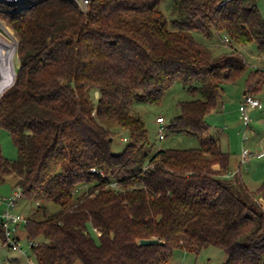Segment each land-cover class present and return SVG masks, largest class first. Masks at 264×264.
I'll list each match as a JSON object with an SVG mask.
<instances>
[{
  "label": "trees",
  "instance_id": "trees-1",
  "mask_svg": "<svg viewBox=\"0 0 264 264\" xmlns=\"http://www.w3.org/2000/svg\"><path fill=\"white\" fill-rule=\"evenodd\" d=\"M161 1L90 0L86 9L72 0L0 1L18 39L14 80L0 92V126L17 155L0 148V185L14 176L25 197L58 205L37 203L23 224L38 264H157L175 248L209 245L226 253L221 264H264V208L253 199L264 196V180L237 192L223 179L229 153L204 135L222 83L246 68L236 46L255 41L264 53V13L253 0H172L167 18ZM193 31L226 36L232 51L214 57ZM178 80L198 81L189 90L202 96L180 101L167 128L199 145L153 151L132 104L158 103ZM262 84L258 67L245 94ZM112 124L128 134L117 153ZM98 170L122 190L105 188Z\"/></svg>",
  "mask_w": 264,
  "mask_h": 264
},
{
  "label": "rangeland",
  "instance_id": "rangeland-1",
  "mask_svg": "<svg viewBox=\"0 0 264 264\" xmlns=\"http://www.w3.org/2000/svg\"><path fill=\"white\" fill-rule=\"evenodd\" d=\"M31 1L32 0H26V3ZM253 1L256 2L259 11L263 14L264 0ZM171 4L172 0H162L160 3V9L164 12L167 18L172 17ZM192 34L198 41L209 46L214 57L217 54L223 52L229 53L232 51L233 47L228 41L224 40L221 34H214L210 39H207L201 33L196 31H193ZM0 37H3L13 46V51L10 56L13 68L8 67L7 58H5L7 56L6 53L9 50L8 47L2 48L4 52H2L0 58L1 92L4 87L6 88L11 84L15 68L18 66L16 53L18 39L12 27L2 15H0ZM236 51L245 61L246 68L234 81H225L222 83L221 100L218 103V106L206 115L209 128L204 135L217 138L222 149L229 153V164L233 167H231L232 169H229L230 172L234 170L242 150L247 149L249 151V156L246 162L239 163L238 173L240 174L239 177L243 183L246 184L250 190L256 191L264 180V84H262L254 94V96H257L256 98L260 100L262 105L260 108L248 109L249 121L247 124L242 117V112L239 110V105L242 101H240V99L245 90V80L248 75L258 67L264 69V53L258 50L255 41L237 45ZM198 84V81L187 84L178 80L165 91L162 99L158 103L137 100L133 102L131 111L143 120L147 129L148 141L150 142L153 151L159 148H191L199 145L197 136L172 132L167 128L171 117L179 112L178 103L180 101L202 96L199 93H191L189 90L190 85ZM97 96L98 93L95 91L94 97ZM158 116H161L164 119V136L161 138L159 137L158 122L156 120ZM110 127L114 131L110 140V147L113 152L117 153L120 152L128 142V134L116 124H112ZM123 137L126 139H123ZM0 148L2 154L9 159H14L17 155V150L10 134L1 126ZM236 176L237 175H232L231 178L234 179ZM14 179V176H8L7 181L0 185V196H5L12 192L14 189L12 184ZM82 187H79L77 192H79ZM233 187L237 192H240L235 187V184ZM253 199L264 208V196L255 194ZM37 203L44 204L48 211H53L58 207V205L53 202L45 201L40 195L32 198H27L22 195L16 201L15 211L24 216H29L36 209ZM1 211L2 205H0V213ZM91 233L96 237V232H94V230H91ZM18 234L19 243L22 246L23 251L26 252L27 256H30L29 241L25 236L23 225L19 227ZM14 257H17V259H13ZM225 257L226 253L219 247L213 245L203 247L197 253L186 251L181 248H175L166 263L157 264H221L224 262ZM0 264H27V260L16 250L7 246L0 238ZM75 264L80 263L76 262Z\"/></svg>",
  "mask_w": 264,
  "mask_h": 264
},
{
  "label": "built area",
  "instance_id": "built-area-1",
  "mask_svg": "<svg viewBox=\"0 0 264 264\" xmlns=\"http://www.w3.org/2000/svg\"><path fill=\"white\" fill-rule=\"evenodd\" d=\"M2 2L7 3H16L20 2L22 0H0ZM74 1L80 8L86 9V7L89 4L90 0H72ZM225 2V0L222 1V3ZM224 40L228 41V38L224 36ZM261 102L258 98L251 94H245L243 96V99L241 101V104L239 105V110L242 112V117L247 124L249 121L248 116V109L250 108H260ZM158 122V132L159 137L164 136L163 132V122L164 119L161 116H158L156 118ZM123 139H126L123 137ZM249 151L247 149H243L240 154V160L239 163H244L248 159ZM92 171H96L94 167L91 168ZM99 173L103 178H105V188H110L115 191L122 190L121 184L116 180L112 179L111 177H108L103 171L98 170ZM239 171V167L235 168L233 171H227L223 175L224 176H232L236 172ZM22 190L20 187H14L12 192L5 196H0V205H2V211L0 213V222L2 225V231H3V242L9 246L11 249L16 250L20 255H23L26 260L27 264H38L37 260L33 255L27 256L26 252L23 251L22 246L19 243V227L27 222V216H24L20 213H17L15 211V205L18 198L22 196ZM29 241V247L31 245L36 244V241L28 240Z\"/></svg>",
  "mask_w": 264,
  "mask_h": 264
},
{
  "label": "crops",
  "instance_id": "crops-1",
  "mask_svg": "<svg viewBox=\"0 0 264 264\" xmlns=\"http://www.w3.org/2000/svg\"><path fill=\"white\" fill-rule=\"evenodd\" d=\"M245 90L243 91V95L245 94ZM243 95L241 96V99H240V101L242 100V98H243ZM255 97H257V96H255ZM252 109V108H251ZM262 152V151H261ZM239 160H240V157H239ZM239 160H237V164L235 165V167H234V169L235 168H237L238 166H239ZM214 167L215 168H218L219 166H218V164H216V165H214ZM232 167V165H230L229 164V166H228V169H232L231 168ZM239 172V171H238ZM238 172H236L234 175H237L236 177H234V179L233 178H231L232 176H225L223 179L226 181V183H228L231 187H233V185L235 184V187L236 188H238V184H242L243 186H245L246 188H248V186L246 185V184H244L243 183V181L240 179V177H239V173ZM234 188V187H233ZM248 190H250L249 188H248ZM250 191H252V190H250ZM261 199V198H260ZM263 199V198H262ZM13 259H17V257H14ZM225 259H226V257H225ZM225 261V260H224Z\"/></svg>",
  "mask_w": 264,
  "mask_h": 264
},
{
  "label": "bare ground",
  "instance_id": "bare-ground-1",
  "mask_svg": "<svg viewBox=\"0 0 264 264\" xmlns=\"http://www.w3.org/2000/svg\"><path fill=\"white\" fill-rule=\"evenodd\" d=\"M8 34H9V33H8ZM10 38H11V37H10ZM0 40H1V41H0V49H1V51L4 52V50H2V48H6V47H8V49H9V50L7 51V53H6L7 56H6L5 58H7V64H8V67H9V68H13V67H12V63H11V60H10V58H11L10 56H11V53H12V51H13V50H12V49H13V48H12L13 46H12V44H11L10 42H8L7 40H5L3 37H0ZM12 43H13V42H12ZM8 62H9V63H8ZM13 65H14V64H13ZM4 88H5V87H4ZM4 88H3V89H4ZM1 92H2V91H1Z\"/></svg>",
  "mask_w": 264,
  "mask_h": 264
},
{
  "label": "water",
  "instance_id": "water-1",
  "mask_svg": "<svg viewBox=\"0 0 264 264\" xmlns=\"http://www.w3.org/2000/svg\"><path fill=\"white\" fill-rule=\"evenodd\" d=\"M15 74V73H14ZM13 80H14V77H13ZM13 80H12V82H13ZM11 82V83H12ZM3 91V90H2ZM1 94V93H0ZM158 241V239L157 238H155V237H152V238H141L140 239V243L141 244H148V243H153V242H157Z\"/></svg>",
  "mask_w": 264,
  "mask_h": 264
},
{
  "label": "flooded vegetation",
  "instance_id": "flooded-vegetation-1",
  "mask_svg": "<svg viewBox=\"0 0 264 264\" xmlns=\"http://www.w3.org/2000/svg\"><path fill=\"white\" fill-rule=\"evenodd\" d=\"M1 55H2V51H1V49H0V58H1Z\"/></svg>",
  "mask_w": 264,
  "mask_h": 264
}]
</instances>
